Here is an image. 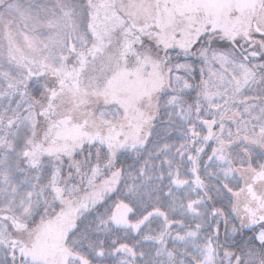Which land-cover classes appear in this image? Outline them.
Here are the masks:
<instances>
[{
	"label": "snow or ice",
	"instance_id": "6c2138e0",
	"mask_svg": "<svg viewBox=\"0 0 264 264\" xmlns=\"http://www.w3.org/2000/svg\"><path fill=\"white\" fill-rule=\"evenodd\" d=\"M0 264H264V0H0Z\"/></svg>",
	"mask_w": 264,
	"mask_h": 264
}]
</instances>
